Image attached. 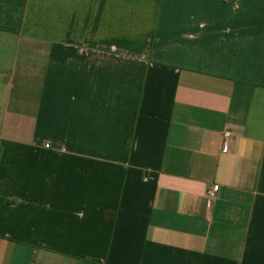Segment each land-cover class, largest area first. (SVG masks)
Instances as JSON below:
<instances>
[{
	"label": "crops",
	"instance_id": "crops-1",
	"mask_svg": "<svg viewBox=\"0 0 264 264\" xmlns=\"http://www.w3.org/2000/svg\"><path fill=\"white\" fill-rule=\"evenodd\" d=\"M0 264H264V0H0Z\"/></svg>",
	"mask_w": 264,
	"mask_h": 264
},
{
	"label": "built area",
	"instance_id": "built-area-1",
	"mask_svg": "<svg viewBox=\"0 0 264 264\" xmlns=\"http://www.w3.org/2000/svg\"><path fill=\"white\" fill-rule=\"evenodd\" d=\"M230 138H231V133H229V132L223 133V143L225 146L227 145ZM45 146L48 147V145H45ZM216 191H217L216 185H211L207 188L205 196L207 199V205L208 206L210 205L211 201L214 199Z\"/></svg>",
	"mask_w": 264,
	"mask_h": 264
}]
</instances>
